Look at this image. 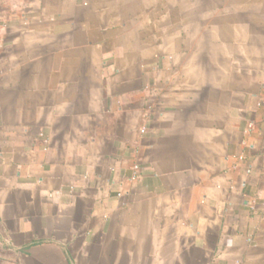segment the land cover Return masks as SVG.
Segmentation results:
<instances>
[{
    "label": "crops",
    "instance_id": "1",
    "mask_svg": "<svg viewBox=\"0 0 264 264\" xmlns=\"http://www.w3.org/2000/svg\"><path fill=\"white\" fill-rule=\"evenodd\" d=\"M252 23L264 0H0V264H264Z\"/></svg>",
    "mask_w": 264,
    "mask_h": 264
},
{
    "label": "rangeland",
    "instance_id": "2",
    "mask_svg": "<svg viewBox=\"0 0 264 264\" xmlns=\"http://www.w3.org/2000/svg\"><path fill=\"white\" fill-rule=\"evenodd\" d=\"M257 18V17H256ZM254 19V17H252V20ZM238 35H242V32H238L235 33ZM246 34V33H245ZM263 32L258 31V29L255 27V25L250 26V39H251V53L252 55H256L257 52H262L263 48H264V38H263ZM243 38L241 37L240 40H242Z\"/></svg>",
    "mask_w": 264,
    "mask_h": 264
},
{
    "label": "built area",
    "instance_id": "3",
    "mask_svg": "<svg viewBox=\"0 0 264 264\" xmlns=\"http://www.w3.org/2000/svg\"><path fill=\"white\" fill-rule=\"evenodd\" d=\"M137 170H138L137 167H134V172H135V173L137 172Z\"/></svg>",
    "mask_w": 264,
    "mask_h": 264
}]
</instances>
